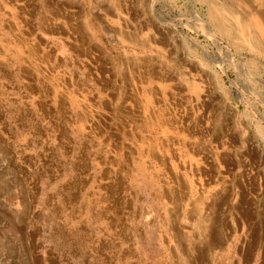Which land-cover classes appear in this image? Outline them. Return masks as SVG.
<instances>
[{
    "label": "rangeland",
    "instance_id": "rangeland-1",
    "mask_svg": "<svg viewBox=\"0 0 264 264\" xmlns=\"http://www.w3.org/2000/svg\"><path fill=\"white\" fill-rule=\"evenodd\" d=\"M262 33L264 0H0V264H264Z\"/></svg>",
    "mask_w": 264,
    "mask_h": 264
},
{
    "label": "bare ground",
    "instance_id": "bare-ground-1",
    "mask_svg": "<svg viewBox=\"0 0 264 264\" xmlns=\"http://www.w3.org/2000/svg\"><path fill=\"white\" fill-rule=\"evenodd\" d=\"M152 9V8H151ZM155 13V12H154ZM156 14V13H155ZM233 16V15H232ZM238 16V15H237ZM263 19V18H262ZM239 20V19H238ZM159 21V20H158ZM160 21L162 22V23H165L164 22V20L161 18L160 19ZM195 21L199 24H201L202 22L200 21V20H198V17L196 16V18H195ZM196 22H194L195 24H196ZM255 24H256V22H254ZM167 24H169L168 22H167ZM160 25V24H159ZM166 25V24H165ZM202 25V24H201ZM160 26H162V25H160ZM203 26V25H202ZM199 27H200V25H199ZM254 27H256V26H254ZM258 29V28H257ZM257 32V31H256ZM261 34V33H260ZM262 35H264L263 33H262ZM261 37V36H260ZM257 41V40H256ZM236 66V65H235ZM153 70V69H152ZM162 77V76H161ZM211 177V176H210ZM221 178V177H220ZM219 179V178H218ZM209 180V179H208ZM197 183V182H196ZM194 184V183H193ZM197 187H199L197 184H195ZM200 189V188H199ZM202 189V188H201ZM204 190V189H203ZM206 190V189H205ZM198 191V190H197ZM200 192V191H199ZM196 195V194H195ZM198 197V196H197ZM200 197V196H199ZM217 197V196H216ZM226 197V196H225ZM186 198H187V196H186ZM202 198V197H201ZM195 200H197V198H195ZM201 200V199H200ZM215 200V199H214ZM213 200V201H214ZM185 201V200H184ZM194 201V200H193ZM186 202V201H185ZM196 202H198V201H196ZM241 202H242V200H241ZM191 203V202H190ZM193 203V202H192ZM201 203V202H200ZM215 203V202H214ZM186 204V203H185ZM205 204V203H204ZM202 205V204H201ZM209 208V207H208ZM212 208V207H211ZM210 208V209H211ZM190 209H192V208H190ZM199 209V208H198ZM191 211H193V210H191ZM208 211V210H207ZM177 213V212H176ZM181 213V212H180ZM192 213V212H191ZM211 213V212H210ZM195 214V213H194ZM199 214V213H198ZM188 215V214H187ZM192 215V214H191ZM191 215H189L188 217H190ZM196 216V215H195ZM206 216V215H205ZM213 221V220H212ZM211 221V222H212ZM204 224H206V223H204ZM212 224V223H211ZM215 224V223H214ZM201 225V224H200ZM199 226V225H198ZM197 226V227H198ZM211 226V225H210ZM218 226V225H217ZM215 230V229H214ZM218 230H220V228L218 229ZM214 235H215V233H214ZM197 237V236H196ZM208 239V238H207ZM210 239V238H209ZM208 239V240H209ZM210 240H212V239H210ZM210 240H209V242H210ZM214 240V239H213ZM199 241V240H198ZM215 241V240H214ZM226 241V240H225ZM203 242V241H202ZM211 243V245L213 244V243H215V242H210ZM216 243H218V242H216ZM208 246H209V244H208ZM215 246V245H214ZM213 247V246H212ZM211 251V250H210Z\"/></svg>",
    "mask_w": 264,
    "mask_h": 264
},
{
    "label": "crops",
    "instance_id": "crops-1",
    "mask_svg": "<svg viewBox=\"0 0 264 264\" xmlns=\"http://www.w3.org/2000/svg\"><path fill=\"white\" fill-rule=\"evenodd\" d=\"M118 19H120V20H123V17L120 15L119 17H118ZM167 19H169L168 21L166 20V18H163V20H164V22H165V24L166 25H168V26H171V25H173L172 24V20H171V18H170V16H168V18ZM167 22L169 23V24H167ZM154 24H153V22H152V28L153 29H155V27L153 26ZM148 28V26L147 25H143L142 27H141V29H147ZM138 29H136V33H138ZM155 33L156 34H159V30L157 31V30H155ZM165 34V33H164ZM153 38V41L154 40H156V38L155 37H152ZM128 41H131V40H129V39H127ZM125 38H124V41H127ZM131 43V42H130ZM171 127H174V128H179L178 126H174L173 125V123H171ZM156 126H159L160 128H162L163 127V125L161 124V125H159V124H156Z\"/></svg>",
    "mask_w": 264,
    "mask_h": 264
}]
</instances>
